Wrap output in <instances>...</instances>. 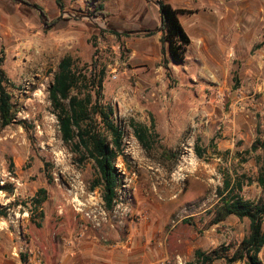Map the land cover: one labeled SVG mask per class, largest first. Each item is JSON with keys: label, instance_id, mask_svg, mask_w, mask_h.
Returning <instances> with one entry per match:
<instances>
[{"label": "rangeland", "instance_id": "1", "mask_svg": "<svg viewBox=\"0 0 264 264\" xmlns=\"http://www.w3.org/2000/svg\"><path fill=\"white\" fill-rule=\"evenodd\" d=\"M36 1L48 28L39 10L0 0V59L14 84L8 90L16 114L7 126L0 114V238L46 254L54 237L81 234L114 247L128 244L133 264H141L146 250L158 257L156 264H199L197 250L229 248L225 256L232 257L248 236L250 221L231 216L215 224L216 208L230 196L219 189L226 180H241L244 200L264 199L257 183L262 150L251 151L258 125L264 137V115L256 107L264 109V93L241 84L236 89L234 79L225 86L180 71L169 81L163 68H133L128 49L108 30L115 27L112 17L123 13L124 0H63V11L56 0ZM225 1L258 3L264 19V0ZM100 7L108 17L95 14ZM187 29L196 45L197 35ZM67 55L81 66L98 58L107 68L101 103L113 108L124 150L116 161L120 181L111 210L102 187H94L95 162L64 142L50 99ZM212 90L224 100L216 103ZM141 127L149 128L147 145L137 137ZM198 138L202 158L195 152ZM42 188L47 200L37 210L32 198ZM260 257L264 262V249Z\"/></svg>", "mask_w": 264, "mask_h": 264}, {"label": "crops", "instance_id": "2", "mask_svg": "<svg viewBox=\"0 0 264 264\" xmlns=\"http://www.w3.org/2000/svg\"><path fill=\"white\" fill-rule=\"evenodd\" d=\"M136 1L140 2L139 6L133 5V0H124L123 13L112 17L114 28L120 32L153 30L154 34H130L121 39L112 36L119 41V46L122 44L130 51L127 64L148 71L161 69L160 7L152 1ZM161 1L175 9L187 10L180 15V22L188 35L187 28L197 35L196 45L191 39L185 62L170 63L174 77L179 78L178 73L182 71L190 77L226 86L229 79L232 82L237 75L239 84L245 89L264 93V46L255 48L264 42L260 4L252 2L232 6L225 0ZM34 2L41 6L36 0ZM256 107L264 115L263 105ZM259 137L264 139L262 134ZM121 244L114 247L81 234H62L48 243L44 254L38 248H27L23 244H15L14 240L6 242L0 238V264H133L132 247ZM155 256L147 250L142 252L139 256L141 264H156L158 257Z\"/></svg>", "mask_w": 264, "mask_h": 264}, {"label": "trees", "instance_id": "3", "mask_svg": "<svg viewBox=\"0 0 264 264\" xmlns=\"http://www.w3.org/2000/svg\"><path fill=\"white\" fill-rule=\"evenodd\" d=\"M26 1V0H24ZM151 1V0H148ZM28 2V1H26ZM160 12L163 18V25L159 31L162 32V54L161 66L165 77L171 81L174 79L170 69V63L183 64L186 60V52L191 44V38L180 22V15L187 13V10L175 9L170 4L161 0ZM29 3V2H28ZM60 10H64L63 0H56ZM40 8V7H39ZM41 9V8H40ZM96 15L109 14L100 7L95 11ZM100 32H107L100 30ZM117 39L129 34H121L110 31ZM154 33H148L151 36ZM264 42L256 45V49L262 48ZM127 53H130L127 50ZM167 53L169 57H167ZM126 59V57H124ZM4 59H0V114L3 125L7 126L15 119V104L13 96L8 87L14 84L8 78L2 68ZM107 74L106 66H102L98 58H95L89 66H81L78 58L71 55L65 56L59 63L55 73L54 82L50 88V99L57 113L62 139L68 144H72L73 149L78 152L82 159L90 158L96 164L97 178L94 187L101 186L103 190V200L106 208L111 210L117 201V188L119 185V175L116 168V161L124 155L123 133L115 123L114 111L111 106L105 108L102 105L104 80ZM235 88H239L237 75L233 77ZM152 127L153 123H152ZM137 137L142 145H147L149 138V128H139L136 131ZM258 138L251 147L252 152L262 150L259 156L260 172L257 183L264 188V139L260 126L257 127ZM201 139L198 138L195 152L199 158L204 155L199 146ZM168 157H175L172 152H166ZM229 197H223L221 204L215 210V224L226 221L231 216H236L240 220L250 221V232L243 239L233 256H225L224 250H214L206 253L202 250L196 251V260L199 264H213L218 259H225L227 264H234L238 261L244 264H264L260 255L264 249V199L258 202L244 200L239 192L243 191V181L232 183L226 180L224 188ZM47 200L46 190L40 189L32 198L36 209H40ZM43 217V210L40 214ZM40 228L41 224H37Z\"/></svg>", "mask_w": 264, "mask_h": 264}, {"label": "water", "instance_id": "4", "mask_svg": "<svg viewBox=\"0 0 264 264\" xmlns=\"http://www.w3.org/2000/svg\"><path fill=\"white\" fill-rule=\"evenodd\" d=\"M14 1H16V2H18V3H21V4H23V5H26V6H29V7H32V8H35V9L39 10L41 16L43 17L44 26H45L46 28H48L47 23H46V20H45V15H44V13H43V12H42L37 6H34V5H32V4H30V3L26 2V1H24V0H14ZM151 1L154 2L156 5H158V6L160 7V2H159V1H156V0H151ZM90 18H91V17H90ZM163 23H164V21H163V18H162V16H161V26L163 25ZM108 30H109V31H115V32H118V33H121V34H129V35H130V34H145V33H152V32H154L153 30L123 31V32H120V31H118V30H116L115 28H112V27H109Z\"/></svg>", "mask_w": 264, "mask_h": 264}, {"label": "built area", "instance_id": "5", "mask_svg": "<svg viewBox=\"0 0 264 264\" xmlns=\"http://www.w3.org/2000/svg\"><path fill=\"white\" fill-rule=\"evenodd\" d=\"M213 99L216 103L222 102L225 98V95L222 94L220 91L212 90ZM241 94V93H240Z\"/></svg>", "mask_w": 264, "mask_h": 264}]
</instances>
